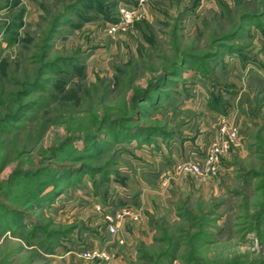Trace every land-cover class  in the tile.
I'll list each match as a JSON object with an SVG mask.
<instances>
[{
    "label": "rangeland",
    "instance_id": "obj_1",
    "mask_svg": "<svg viewBox=\"0 0 264 264\" xmlns=\"http://www.w3.org/2000/svg\"><path fill=\"white\" fill-rule=\"evenodd\" d=\"M263 40L264 0H0V264H264V85L235 82ZM223 123L215 173L178 171ZM139 183L167 207L117 195Z\"/></svg>",
    "mask_w": 264,
    "mask_h": 264
},
{
    "label": "built area",
    "instance_id": "obj_2",
    "mask_svg": "<svg viewBox=\"0 0 264 264\" xmlns=\"http://www.w3.org/2000/svg\"><path fill=\"white\" fill-rule=\"evenodd\" d=\"M130 15V12L126 11L124 13L125 19L128 20ZM218 136H220V141L222 145L220 150L215 147L214 149L207 152L206 159L203 164L193 161H183L178 164L177 170L182 173L190 174L197 178H206L214 174L216 171L215 164L219 163L222 153H227L230 150L231 146H237L238 129L236 126L223 123L218 130ZM109 209L110 214H106L105 216L106 222L108 223L106 231L109 235V239L105 241V244L110 250H112L114 249V244V246L117 247L124 243V239L118 237L119 227L123 224L125 220L138 221L139 214L136 210L127 206H121L119 208H116L111 205ZM112 211H114V214L111 213ZM109 253V250H106V248H92L85 250L82 253V256L87 260H91L96 257L100 260L107 261L110 259Z\"/></svg>",
    "mask_w": 264,
    "mask_h": 264
},
{
    "label": "crops",
    "instance_id": "obj_3",
    "mask_svg": "<svg viewBox=\"0 0 264 264\" xmlns=\"http://www.w3.org/2000/svg\"><path fill=\"white\" fill-rule=\"evenodd\" d=\"M263 44H264V40H263ZM259 55L262 59V61H261L262 65L260 66V70H262V71L257 72V70H253V72H251L250 75L248 76V80L246 81V83H247L246 86H245V82H242V85L244 86L243 88L240 87V85H239V84H241V81L239 79L238 80L236 79L237 81L235 80L236 87L238 88L237 92L239 95L243 92H247L248 90H252L251 84H252V82H255V79L260 80L261 83L264 85V50H263V52L259 53ZM253 73H254V75H253ZM145 189H146V187L144 186V184L139 183L138 187L135 188V190H117L118 191L117 195H120L122 197L121 199L126 198V197L127 198H135L136 205L142 207V209L144 211H152V209L155 210L156 207L154 205L157 206V204H155V203H157L159 200L161 201V197H160V195H158L157 191L145 190ZM151 199L154 201H157V202L153 203V202H151ZM160 201L158 202V204L159 205L163 204V206H161V207L165 209L167 207V205L165 203L160 202ZM132 227L128 226L126 228L127 231L123 228L120 231V234H118V237H122L125 240V245H123L119 248L120 251L124 255L130 254V252L132 250L131 245L134 244V242H137L139 238H141L140 235L138 234V230H135L134 226H132Z\"/></svg>",
    "mask_w": 264,
    "mask_h": 264
}]
</instances>
